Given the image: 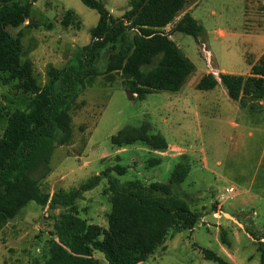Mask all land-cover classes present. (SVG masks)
I'll return each instance as SVG.
<instances>
[{
    "label": "rangeland",
    "instance_id": "374dc122",
    "mask_svg": "<svg viewBox=\"0 0 264 264\" xmlns=\"http://www.w3.org/2000/svg\"><path fill=\"white\" fill-rule=\"evenodd\" d=\"M100 1L116 19L122 18L129 4V0ZM196 1L188 0L186 8ZM252 1L257 9L247 14L252 23L246 20V0L198 1L192 15L203 26V33L197 38L172 34V40L194 68L178 93L158 92L143 101L133 100L119 76L113 84L98 77L80 96L82 107L72 113L71 144L56 146L53 153L50 166L56 176L54 183L45 180L41 186L55 193L77 188L116 165L127 170L123 175L113 172L112 178L121 184L138 180L146 185L167 184L177 164L189 167L187 179L174 189V194L187 200L200 221L192 230L171 232L166 244L146 264H217L205 259L202 249L230 264L232 260L235 264H260L256 242H264V103L250 98L233 101L222 84L209 91L196 88L211 71L218 72L219 81L221 74L247 77L250 66L261 58L264 0ZM68 11L82 23L78 35L90 39L99 15L81 0H37L31 10L33 20L39 23L34 30L36 37L48 31V23L57 36L62 29L59 19ZM32 44V40H25L23 61L28 60ZM205 49L212 55L211 65ZM45 71L36 68L40 85L48 81ZM30 99L14 83L5 84L0 79V137L7 124L6 113L25 109ZM145 122L150 124V134H161L166 139L167 150L157 151L142 142L122 147L111 143V137L125 127H139ZM152 159L160 163L150 165ZM231 186L235 193L218 200ZM107 187L108 178H103L76 202L82 218L103 228H107L111 209L109 195L104 194ZM66 211L58 207L48 208L45 213L41 206L30 202L16 218L21 223L13 221L0 233V264H47L50 241L56 239L54 224ZM223 212L236 216L237 223ZM223 233L227 242L222 240ZM94 256L100 264H108L101 252Z\"/></svg>",
    "mask_w": 264,
    "mask_h": 264
},
{
    "label": "trees",
    "instance_id": "16d2710c",
    "mask_svg": "<svg viewBox=\"0 0 264 264\" xmlns=\"http://www.w3.org/2000/svg\"><path fill=\"white\" fill-rule=\"evenodd\" d=\"M35 2L0 0V79L31 96L25 109L6 113L7 124L0 137V232L30 202L50 210L67 208L54 224L56 239L50 241L47 264H100L94 256L97 251L108 264H146L166 244L171 232L192 230L200 221L187 200L174 194L188 177L187 165L177 164L167 184L146 185L138 180L121 184L111 175L126 173L120 165L52 196L41 183L51 173L56 146L72 142V113L82 107L80 96L98 77L113 84L119 76L133 100L143 101L158 92H178L194 68L170 36L178 32L197 38L203 26L190 13L174 23L188 0H129V10L121 19L113 18L100 0H81L99 15L90 31L91 42L65 67L49 65L48 81L40 85L33 63L22 59L23 25L30 20ZM74 16L67 12L62 23L69 26ZM173 23L171 31L165 32ZM220 84L233 101L264 99V54L252 65L249 76L221 74L219 81L206 74L196 88L209 91ZM138 142L157 151L168 148L161 134H150L147 122L125 127L111 137V143L118 147ZM159 163L158 159L149 161L150 165ZM103 178H108L104 194L109 195L111 205L107 228L82 218L76 204ZM222 240L227 242L224 233ZM256 247L260 264H264V242L258 239ZM202 253L217 264H230L212 251L202 249Z\"/></svg>",
    "mask_w": 264,
    "mask_h": 264
},
{
    "label": "crops",
    "instance_id": "0c3cea01",
    "mask_svg": "<svg viewBox=\"0 0 264 264\" xmlns=\"http://www.w3.org/2000/svg\"><path fill=\"white\" fill-rule=\"evenodd\" d=\"M198 1H196L193 4H190V6L188 8H185V11L174 21V23H176L185 13H190L192 15V11L197 6ZM262 6H264V1H262ZM128 10H129V5H128V9L126 11H128ZM256 10L257 9L255 8L253 1L252 0H246L245 16H246L247 21H249V22L252 21L251 20L252 18L250 16L247 17V14L252 15L254 12L256 13ZM126 11L123 13L122 17L126 13ZM64 15H62V17L59 19V24H60L62 29L57 36H55V34L50 30V29H53V25L51 23H48V24H45V28L48 29V31L43 33L42 36L38 35V37H36V34H34V30L39 28V23L35 22L33 20L32 15L30 16V20H28L23 25L24 36H23L22 42H23L24 51H25V40H27L28 42L32 40V42H33V44L30 45V47L28 49V51H29L28 52L29 53L28 61H31L33 63L34 72L36 71V68H38V67L44 68L46 70L45 72H47V67L49 65H52V66L59 68V69L65 67V65L70 60L73 59L74 55H76L78 51H80L83 47H85L86 45H88L91 42V36H90V39H88L86 37H83L82 35H78L80 30H81V27H82L81 21H79L77 19V17L74 16L73 22L69 26H65L62 23V19H63ZM174 23H173V25H174ZM173 25L171 24V25L167 26L164 29V31L169 33L171 30L170 31H167V30L170 28L172 29ZM170 38L172 39V35L170 36ZM77 44H78V46H77ZM77 47H79V48H77ZM263 54H264V52L261 54V56ZM251 67H252V65L250 66V68ZM178 92H174V93H178ZM263 100L264 99L256 100V101H260V103L263 104L264 103ZM261 118L264 119V116H262ZM51 173H52V169H51ZM55 177L56 176L54 175V172H53L51 174V176H48L45 180L47 182L53 181L55 179ZM262 178L264 180V174H263ZM53 183H54V181H53ZM231 187H233V186H231ZM47 193H49V195L52 196L55 192L52 191V192H47ZM47 210H48V207L43 208V212L45 211V213H46ZM223 215L228 216V217H234L235 223H237V221H238L237 217L233 216L229 212H223ZM13 221H16V223L17 222L21 223V219L18 221H17V219H14V220L10 221L0 233L5 232L7 230V228L9 227V225ZM232 264H235L233 260H232Z\"/></svg>",
    "mask_w": 264,
    "mask_h": 264
},
{
    "label": "built area",
    "instance_id": "2783aa9c",
    "mask_svg": "<svg viewBox=\"0 0 264 264\" xmlns=\"http://www.w3.org/2000/svg\"><path fill=\"white\" fill-rule=\"evenodd\" d=\"M204 51V53H205V56H206V58H207V61L209 62V64L211 65V59H212V55H211V53L209 52V51H207L206 49L205 50H203ZM210 74H212L216 79H218V72L217 71H211V73ZM219 80V79H218ZM235 191H236V189L234 188V187H229V188H227L226 190H225V192L224 193H222L221 195H220V198L218 199V200H224L226 197H227V195H233L234 193H235Z\"/></svg>",
    "mask_w": 264,
    "mask_h": 264
}]
</instances>
